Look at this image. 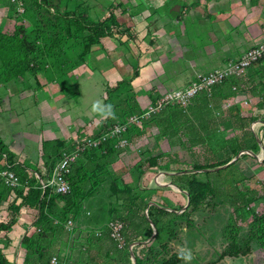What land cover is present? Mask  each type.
Segmentation results:
<instances>
[{"label": "rangeland", "instance_id": "374dc122", "mask_svg": "<svg viewBox=\"0 0 264 264\" xmlns=\"http://www.w3.org/2000/svg\"><path fill=\"white\" fill-rule=\"evenodd\" d=\"M181 1L165 0L159 10L162 23L153 26L139 21L145 12H135L134 5L128 12L117 3L108 8L115 19L109 20V35L102 37L88 26L81 36L73 23L66 32L72 11L66 7L76 6L84 14V3L93 0H10L7 17L36 37L32 62L45 78L55 79L63 94L81 96L83 102L104 99L115 112V119L86 124V133L49 148L45 167H34L45 178L62 147L74 149L73 138L86 135L99 143L79 152L71 168L73 191L55 196L45 219L36 221L37 209L20 221L11 253L21 251L22 264H52L54 256L65 264H161L182 246L192 250L191 264H264V248L249 239L250 221L264 209V64L251 63L240 73L228 70L207 96L157 105L161 95L229 68L251 47L236 57L214 56L206 29L201 24L195 33L198 20L189 13L192 6L203 9L208 0H184L182 9L169 11ZM204 15L208 18L207 11ZM164 29L168 32L159 38ZM93 41L97 43L90 45ZM87 46L103 48L110 61L126 67L121 79H102L91 66L82 72L78 66ZM152 62H159L164 72L158 82L131 85L134 73ZM81 72L87 76L79 89ZM241 93L245 96L237 98ZM245 144L256 148L244 149ZM200 165L224 170L196 169ZM28 174V182H34L33 172ZM18 179L23 183L22 176ZM2 183L0 196L8 206L13 195ZM19 189L25 192L26 186ZM21 212L13 203L4 219L17 222ZM233 219L239 225V253H232L226 238L225 227Z\"/></svg>", "mask_w": 264, "mask_h": 264}, {"label": "crops", "instance_id": "0c3cea01", "mask_svg": "<svg viewBox=\"0 0 264 264\" xmlns=\"http://www.w3.org/2000/svg\"><path fill=\"white\" fill-rule=\"evenodd\" d=\"M164 1L93 0L92 3L85 2L84 7L89 19L99 22L106 16L111 4L124 3V8L128 9V12L133 10L134 5L135 12H145L139 21L153 26L162 23L160 17L162 14L159 10L165 3ZM183 1L176 5V8L172 6L168 8L169 11L182 9ZM196 6H192L189 11L193 19L198 20L193 24L195 33H199L196 26L202 24L206 29L205 34L209 38L214 56L236 57L248 47L264 40V0H258L257 4L251 0H208L203 9ZM66 9H73V6L69 5ZM204 11H207L208 18L204 15ZM7 16L8 10L0 1L1 31L9 32L14 28V24H9V21L15 23L14 19L10 20ZM7 26L10 28L6 29ZM167 32V29L162 30L158 37L161 38L163 33ZM212 41H216V48H213ZM120 56L122 55H118ZM82 57L83 61L78 66L82 72L83 69L91 66L93 74L102 79L107 76L108 80H113L114 83L120 80L121 75L127 71L126 67L122 68L120 62L110 61L109 54L103 48H93ZM160 66L159 62H152L140 68L137 75L130 80L131 85L142 87L158 82V74L164 73ZM100 69L103 70L100 71ZM82 72L78 75L79 89L85 81L84 77L87 76V71L84 75ZM153 77L156 79L153 80ZM109 84L113 85L112 82ZM241 96L245 94H238L237 98ZM95 101L103 103V99ZM95 101L91 99L83 102L81 96L73 98L63 94L56 80L46 79L40 69H37L34 74L28 73L25 79H11L0 84V145L2 151L19 165L43 169L46 153L50 152L49 148L63 143L64 138L76 135L77 132L81 135L86 133L89 129L86 124H96L105 118L100 113L92 111V104ZM256 112L258 110H255ZM11 199L22 212L17 222H7L4 219V213L10 204L7 206V201L0 199V222L5 225L3 229H0V254H3L7 261L22 264V259L18 256L21 251L16 254L11 253L15 250L17 242L15 232L20 227V221L29 219L31 217L29 213L35 212L37 208L20 204L18 197Z\"/></svg>", "mask_w": 264, "mask_h": 264}, {"label": "trees", "instance_id": "16d2710c", "mask_svg": "<svg viewBox=\"0 0 264 264\" xmlns=\"http://www.w3.org/2000/svg\"><path fill=\"white\" fill-rule=\"evenodd\" d=\"M1 3L9 7L10 0H0ZM41 1V0H38ZM113 4L109 6L110 9H112ZM76 6L72 9L71 12L68 13L67 22L69 23L66 26V32H70V23H73L75 26V33L84 36V31L86 30V27H90L92 30H98L102 37L109 35L110 32V26H109V20L115 19L114 12H109L107 15L101 19L99 22H94L93 20L89 19L86 13H80L76 11ZM62 17V15H60ZM95 44L97 42H90L91 44ZM37 49V39L35 36H33L32 33L24 31V27L17 22L14 24V28L12 31H1L0 30V84L5 83L11 79H19L23 78L25 79L28 73L34 74L36 70L38 69V66L32 62V55L34 52H36ZM90 52L89 46H87L83 51L82 55L87 54ZM258 64H264V60H258ZM137 73H134V75L130 78V80L136 76ZM214 87V86H213ZM211 92H200L198 94L207 96ZM103 104L104 99H103ZM236 119L239 120V118ZM240 121H243L240 120ZM252 140L255 142V138L253 136V132H249ZM244 149L248 150H255L256 146L245 144L243 146ZM4 153L2 151L1 145H0V157L1 154ZM60 154V152H59ZM8 159L12 161V169L14 170L15 174L18 176H22L24 181L23 183L19 179V186H17L13 191V198L18 197L20 199V204H24L26 206L30 207H36L39 210V214L36 218V221H42L49 215V212L52 211L54 206V197L55 196H65L69 195L73 191V182H72V170L68 174H66V180L69 181L71 185V191L67 194H59V193H53L50 192L49 189L42 190L39 185V181L37 180L38 177H40V174L38 173V170H35L33 166H22L17 164L15 161H13L12 158L8 156ZM217 165H200L196 169H201L203 167H212ZM218 167V166H217ZM72 168V167H71ZM221 168V167H220ZM217 168L215 172L223 171L224 168ZM33 172L35 181L34 182H28L26 179L28 177V173ZM17 178V179H18ZM3 184V183H2ZM20 185L26 186L25 192L20 190ZM19 187V188H18ZM0 187V191H1ZM236 189V188H235ZM8 191L10 189L8 188ZM1 199V196H0ZM13 204V202H11ZM10 204V207L12 206ZM231 207L234 209L233 213H235V203L233 202L231 204ZM148 216H151V213L149 209L147 210ZM151 222V221H150ZM5 227L4 224L0 222V229H3ZM227 237L230 242V249L232 253H239L242 251V247L238 243V232H239V225L238 223L233 219L231 220L225 227ZM138 231L135 232L136 237L138 235ZM133 239V238H132ZM249 239L250 240H256L257 243L261 248H264V209L261 213L256 214L252 217L250 221V233H249ZM246 249H249V242L245 245ZM181 260L178 259L177 254H174L172 257L167 259L165 262H162L161 264H178ZM136 263H138V260H136ZM0 264H7L6 258L3 256V254H0Z\"/></svg>", "mask_w": 264, "mask_h": 264}, {"label": "built area", "instance_id": "2783aa9c", "mask_svg": "<svg viewBox=\"0 0 264 264\" xmlns=\"http://www.w3.org/2000/svg\"><path fill=\"white\" fill-rule=\"evenodd\" d=\"M258 60H264V40L259 42L246 51H244L239 59L232 64L229 68L216 71L214 73H207L198 76L195 80H192L187 86L161 95L156 101L157 105H161L165 102L173 103L181 102L185 104L191 97L200 92H210L212 87L220 83L224 77H226L228 70L236 73L242 72L251 63ZM74 142V149L68 151L67 146H63L60 150L59 159L53 170L47 174L45 178L38 177L40 188L44 191L49 189L50 192L67 194L71 191V185L66 180V174L71 170L72 164L77 158L79 152L83 151L87 146L98 145L96 141L92 140L89 136L83 135L81 137H75L72 140ZM12 161L8 159L7 154L2 153L0 157V180L10 189V194L13 195L14 189L19 186L20 182L18 176L12 169ZM52 264H65L59 262L54 256L51 260Z\"/></svg>", "mask_w": 264, "mask_h": 264}, {"label": "clouds", "instance_id": "9594fccd", "mask_svg": "<svg viewBox=\"0 0 264 264\" xmlns=\"http://www.w3.org/2000/svg\"><path fill=\"white\" fill-rule=\"evenodd\" d=\"M92 111L94 113H100L105 118L111 117L112 119H115V112L113 106L110 104L105 105L102 103V101H95L92 104ZM177 257L178 259L183 261L184 264H191V261L194 259L192 250L184 246L178 249Z\"/></svg>", "mask_w": 264, "mask_h": 264}, {"label": "water", "instance_id": "95a60500", "mask_svg": "<svg viewBox=\"0 0 264 264\" xmlns=\"http://www.w3.org/2000/svg\"><path fill=\"white\" fill-rule=\"evenodd\" d=\"M237 156H235V158H236ZM220 167H222V166H218V167H216V168H214V169H217V168H220Z\"/></svg>", "mask_w": 264, "mask_h": 264}]
</instances>
